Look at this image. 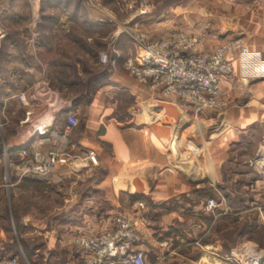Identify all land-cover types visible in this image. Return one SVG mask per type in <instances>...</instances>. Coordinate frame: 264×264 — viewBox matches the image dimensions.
<instances>
[{
  "label": "crops",
  "instance_id": "0c3cea01",
  "mask_svg": "<svg viewBox=\"0 0 264 264\" xmlns=\"http://www.w3.org/2000/svg\"><path fill=\"white\" fill-rule=\"evenodd\" d=\"M197 9L193 11L198 20ZM181 10L170 12L181 18L186 13ZM137 11L131 18L135 23L147 17ZM131 19L124 21L106 6L92 10L82 0H0V264H12L14 259L17 264H36L46 252L45 264L62 260L66 264L79 255L73 244L78 234L109 232L120 215L134 221L152 264L174 257L169 253L174 252L175 239L184 243L209 230L205 202L194 200L196 189L186 185L191 178L185 183L165 168L163 143L158 144L163 133L157 127L161 95L125 70L126 61L140 54L132 34L141 30L127 27ZM108 28L113 32L103 36ZM200 29L204 31L198 26L197 34ZM147 33L157 39V34ZM97 37L111 59H117L116 67L103 65L98 55L94 60L87 45L78 52L82 39ZM204 42L199 50H216L214 33L204 37ZM256 50L264 54V48ZM74 77L85 84L80 95L73 92L78 87ZM232 80L222 82L223 98ZM121 92L131 99L129 106L118 99ZM71 112L79 124L69 129ZM146 113L153 115V122L146 121ZM40 127L45 134L38 133ZM240 138V131L229 132L215 146L228 157L230 146ZM25 148L58 150L61 161L54 174L21 178L12 164L20 160ZM90 152L98 156V166L92 164ZM89 174L93 176L82 184L85 194L71 193L69 181ZM123 182L133 189H122ZM83 198L86 205L89 200L96 205L95 199L103 203L73 206ZM144 199L154 200L148 202L149 209H141V203L148 204ZM169 201L174 206L164 209ZM190 214L201 219L194 223ZM141 217L144 222H139ZM174 222L183 229L178 236L169 233Z\"/></svg>",
  "mask_w": 264,
  "mask_h": 264
},
{
  "label": "rangeland",
  "instance_id": "374dc122",
  "mask_svg": "<svg viewBox=\"0 0 264 264\" xmlns=\"http://www.w3.org/2000/svg\"><path fill=\"white\" fill-rule=\"evenodd\" d=\"M85 1L82 0V3ZM101 1L102 7H92V10H99L106 6L124 21L133 18L137 9L145 11L142 14L137 11L147 16L143 21L135 23L131 19L127 27L131 29L133 26L135 30L157 34L155 38L159 40L178 32L188 35L197 34L196 29L200 26L204 29L203 32L200 29L198 34L201 47L206 43L204 37L208 38L214 33L215 40L218 42L216 50L225 43L233 42H242L253 52L264 48V0H203L200 3H194L193 0H148L142 8L140 4L132 5L136 0ZM136 6L138 8H135ZM177 7L185 10L186 13L182 14L183 18H179V15L173 16L170 12ZM194 7H198V20L193 11ZM113 30L105 29L102 35H110ZM78 34L81 35L80 32ZM86 45L88 51L94 56V60L97 55L100 57L101 53H107L106 45L98 37L85 42L82 39L78 45L80 47L78 52H82ZM261 54L264 57V54ZM237 55L238 51L231 54L236 75L231 82H228L230 83L227 89L228 95L223 98L227 104L225 109L206 111L195 117L191 107L177 102L174 98L160 97L162 113L157 117V121H160L157 122V127L163 133L162 140L158 138V144L163 143L165 168L168 166L172 169V173L177 174L184 182L185 179L191 178V184L185 183L188 187L196 189L195 194L191 196L194 200L200 199L207 204L209 199H215L218 203L214 212L206 211L211 215L212 220L208 233L202 238L205 239L206 235H211L210 240L204 244L206 253L209 254L229 255L232 251L247 246L264 254V227L257 222L258 208L264 206L263 167L260 165V160H264V80H262L264 78L260 80L244 78L240 73V61ZM73 80L78 82V87L73 91L74 94H82L81 89L85 87V84L82 82L79 84L78 77H74ZM136 81L141 84L138 80ZM119 96L118 99H122L125 106L131 104L128 95L121 92ZM145 116L147 122L152 121L153 115L146 113ZM239 131L241 135L239 143L231 145L228 150L229 156L224 157L215 144L227 133L236 134ZM152 141H155L154 137ZM210 155L219 157L209 158ZM92 176L89 174L84 179L73 177L69 181L70 192L74 191L73 193L83 196L86 191L82 184L85 179ZM120 187L126 190L132 188L126 182L121 183ZM183 198L188 200L187 197ZM83 199L73 203V206L85 204L89 208L103 203L102 200L95 199L96 205L94 201L86 205L87 201ZM145 201L148 203L154 200ZM172 202L165 203L163 208L174 206ZM190 202V205L195 204L194 201ZM144 205L145 209L142 210L151 207L149 203ZM120 210L124 211L123 208ZM190 215L194 223L201 219L200 217L194 219V214ZM157 218L160 219V217ZM175 222L174 226H170L169 233L178 236L183 229L180 228V223ZM172 245L174 257H169L168 262L164 264H202L203 259H209L212 264H225L210 255H205L202 249L199 252L176 239ZM48 256L49 252H46L43 259L38 258L36 264H40V261L45 264ZM62 263L63 260L59 262V264Z\"/></svg>",
  "mask_w": 264,
  "mask_h": 264
},
{
  "label": "built area",
  "instance_id": "2783aa9c",
  "mask_svg": "<svg viewBox=\"0 0 264 264\" xmlns=\"http://www.w3.org/2000/svg\"><path fill=\"white\" fill-rule=\"evenodd\" d=\"M147 3L148 0H136L131 4H140L142 8ZM89 4L91 7L99 8L102 2L89 0ZM140 13L145 11L140 10ZM132 41L140 50V54L126 61V72L142 85L157 91L162 98H174L177 102L191 107L195 117L206 111H221L226 108L221 84L236 75L232 53L238 51L240 73L244 78H264V57L258 51H250L242 42L225 43L215 52L206 53L199 50L201 42L198 34L178 32L159 40L149 38L148 33L136 31L132 34ZM99 61L112 67H116L117 64V59H111L109 53H101ZM20 99L24 102L25 96L21 95ZM68 124L69 129L79 124L72 112L68 114ZM37 130L40 135L45 134L42 127ZM26 142L25 140L22 145ZM89 154L92 164L98 165V156L92 152ZM20 156V160L12 164V169L21 178H49L61 161L60 152L55 149L25 148ZM260 162L264 179V160L261 159ZM217 206L215 199H209L206 211L214 212ZM140 207L145 209L144 204H140ZM257 212V222L264 227V206H260ZM139 222H144V219L141 217ZM135 227L134 221L120 215L115 220L114 229L109 232L99 235L78 234L73 244L78 248L79 255L67 260L66 264H152L144 250L142 237ZM201 240L203 238L194 245L200 247L204 254L225 264H264V254L249 246L234 250L229 255L209 254L206 253V247ZM169 255H174V252ZM12 264H17V260L14 259Z\"/></svg>",
  "mask_w": 264,
  "mask_h": 264
},
{
  "label": "trees",
  "instance_id": "16d2710c",
  "mask_svg": "<svg viewBox=\"0 0 264 264\" xmlns=\"http://www.w3.org/2000/svg\"><path fill=\"white\" fill-rule=\"evenodd\" d=\"M101 2H102V1H101ZM85 4H86L87 7H89L90 9H92V7H91L90 4H89V0H86V1H85ZM205 206H206V202H205ZM209 216H210V218H208V217H207V218H208L209 220H212L211 215H209ZM207 233H208V231H207ZM207 233H204V234L200 235L199 238H197V239H194V240H188V241L184 242V244H187L189 247H192L194 250H197V251L201 252L200 247L198 248L196 245H194V243L197 242V241H199V239L202 238V236H204V235L207 234ZM210 238H211V235H206V236H205V239L201 240V243H202V244H206L207 241L210 240Z\"/></svg>",
  "mask_w": 264,
  "mask_h": 264
},
{
  "label": "bare ground",
  "instance_id": "6f19581e",
  "mask_svg": "<svg viewBox=\"0 0 264 264\" xmlns=\"http://www.w3.org/2000/svg\"><path fill=\"white\" fill-rule=\"evenodd\" d=\"M216 263V262H215ZM202 264H212L210 261H209V259L208 260H206V259H203V262H202ZM218 264V263H217Z\"/></svg>",
  "mask_w": 264,
  "mask_h": 264
}]
</instances>
